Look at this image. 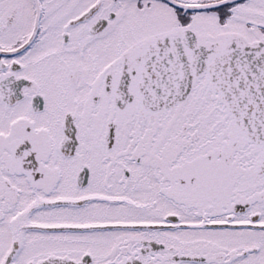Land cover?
Returning <instances> with one entry per match:
<instances>
[{"label":"snow or ice","instance_id":"obj_1","mask_svg":"<svg viewBox=\"0 0 264 264\" xmlns=\"http://www.w3.org/2000/svg\"><path fill=\"white\" fill-rule=\"evenodd\" d=\"M0 264H264V0H0Z\"/></svg>","mask_w":264,"mask_h":264}]
</instances>
